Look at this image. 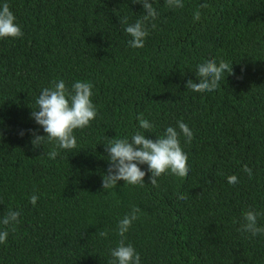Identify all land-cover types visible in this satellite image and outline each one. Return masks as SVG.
Returning <instances> with one entry per match:
<instances>
[{
	"label": "trees",
	"instance_id": "16d2710c",
	"mask_svg": "<svg viewBox=\"0 0 264 264\" xmlns=\"http://www.w3.org/2000/svg\"><path fill=\"white\" fill-rule=\"evenodd\" d=\"M5 2L24 35L0 39V220L9 209L21 215L0 244V264H112L118 222L133 206L141 211L126 243L141 264H264V235L239 231L244 212L264 213V0H183L182 9L150 0L158 18L141 49L129 46L119 22L144 14L133 0ZM209 59L229 62L234 74L212 92L188 90V80L199 82L196 65ZM58 79L69 90L91 82L98 114L75 130L77 148L51 159L55 142L36 147L29 130L46 135L31 113ZM141 113L151 130L139 127ZM181 120L194 134L190 144L180 134L186 178L162 175L155 187L140 165L143 187L102 188L104 143L137 131L155 141L169 126L179 132Z\"/></svg>",
	"mask_w": 264,
	"mask_h": 264
},
{
	"label": "clouds",
	"instance_id": "9594fccd",
	"mask_svg": "<svg viewBox=\"0 0 264 264\" xmlns=\"http://www.w3.org/2000/svg\"><path fill=\"white\" fill-rule=\"evenodd\" d=\"M133 3L143 5L144 14L134 23L129 22L127 16L119 17L120 24L124 25V31L131 37L128 44L135 49L145 46V39L149 35L148 23L158 18V12L150 0H133ZM170 9L184 8L183 0H166ZM207 3H202L199 8H207ZM201 12L195 11L193 20L201 19ZM156 27L155 23L151 24ZM24 33L21 26L16 22V16L10 9V5L5 2L0 6V39L21 38ZM227 72L233 73V65L229 62L209 59L196 65V77L199 82L188 80L186 88L193 92H212L220 86V82ZM93 84L86 81H75L71 90L66 86L63 79L53 80L51 87L42 89L41 94L36 99L37 108L32 111L31 117L42 127L46 135H39L36 130L32 132L34 146L41 145L47 138L49 142H55V147L48 153L51 159H55L59 152L57 149L72 150L77 148V138L75 130L84 129L90 126L98 112L92 101ZM139 127L144 130H151L154 126L143 117V113L138 117ZM179 132L175 127L166 128L163 136L155 141L146 138L145 134L137 131L131 139L127 137L109 139L105 145V152L108 154L109 167L103 175L102 188L112 189L119 181H124L127 185L143 187L147 172L151 173L150 184L158 187L157 178L162 175H174L178 178H186L189 173L187 165L188 156L184 152L180 134L185 137V143L190 144L193 139V132L183 120L178 121ZM25 133L21 131L20 135ZM140 165H147V172L142 170ZM243 171L252 176V169L244 165ZM228 183L237 184L238 177L231 175L227 177ZM39 197L32 195L30 202L33 206L37 204ZM179 199L184 200L186 196L179 195ZM140 208L133 206L131 212L126 214L119 222L116 233L120 237L117 247L111 249V256L114 258L112 264H141L140 254L131 243H126V234L131 229L133 222L139 219ZM21 213L9 209L0 220V224L5 226V230L0 231V244L6 243L11 227L15 231V225L19 223ZM264 215L262 212L248 210L243 213V221L239 231L250 233L253 237L264 235V226L258 225V217ZM99 236L107 238V231H99Z\"/></svg>",
	"mask_w": 264,
	"mask_h": 264
}]
</instances>
